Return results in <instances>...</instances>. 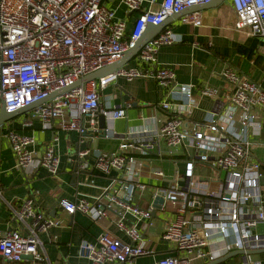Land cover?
<instances>
[{
	"label": "built area",
	"instance_id": "built-area-1",
	"mask_svg": "<svg viewBox=\"0 0 264 264\" xmlns=\"http://www.w3.org/2000/svg\"><path fill=\"white\" fill-rule=\"evenodd\" d=\"M211 1L121 0L126 14L138 13L129 30L127 19L118 17L111 7L115 0H0V111L5 106L13 114L39 103L31 122L39 120L47 130L59 120L61 131L79 133L84 143L99 136L100 115L108 123L126 118L124 107L103 108L101 104L102 92L120 78L157 79L167 89L160 108L165 112L179 108L167 119L144 118L143 126L123 136L116 152L95 151L94 170L105 176L115 171L118 176L94 203L87 198L59 201L62 213H80L93 221L114 212L115 227L130 240L126 243L104 233L96 244L83 242L80 254L86 255L90 264H131L151 255L143 243L141 227L152 226L157 212H167L168 205L173 207L172 218L161 237L174 246L175 254L157 264H211L232 252H240L238 264H264V260L254 259L264 254V173L250 151V135L260 136L263 127L255 112L264 114L260 84L227 68L222 73L229 84L224 97L220 88L210 85L197 94L194 85H178L173 69L160 67L158 60L163 47L177 42L167 30L143 46L137 67L121 68L71 88L84 77L121 61L149 24L160 26L174 15ZM230 1L236 14L235 29L264 38V0ZM181 22L201 27L202 17L192 12L183 15ZM67 88L71 89L43 102ZM204 98L214 101V109L203 121H194L190 109ZM184 108L189 110L183 115ZM90 132L93 138H85ZM7 138L17 169L26 178L40 169L59 175L58 134L39 158L31 150L36 144L33 136L10 132ZM89 153L84 150L77 155L83 159ZM167 159L174 166L172 177L162 168H154L155 162ZM198 168L215 171L218 178L199 177ZM81 169L88 170V164L82 163ZM146 173L166 183L155 188L150 204L142 201L149 190L143 182ZM157 198L164 199L161 209L154 207ZM11 210L25 233L0 231V258L19 263L31 257L33 264H45L40 235L49 234L62 222L47 216L32 198L19 201Z\"/></svg>",
	"mask_w": 264,
	"mask_h": 264
},
{
	"label": "crops",
	"instance_id": "crops-1",
	"mask_svg": "<svg viewBox=\"0 0 264 264\" xmlns=\"http://www.w3.org/2000/svg\"><path fill=\"white\" fill-rule=\"evenodd\" d=\"M111 7L117 10L118 15L119 6L111 4ZM190 12L200 13L202 26L183 24L182 16L170 17L171 22L162 32L171 30L177 42L160 50L158 54L160 67L173 69L176 83L194 85L196 94L204 85H210L220 88L221 97H224L228 92L229 84L222 73L227 68L235 69L264 89V38L252 37L245 31L235 29L236 14L231 1H219L209 7ZM137 16L138 13L126 14L124 8L122 15H118L127 19L129 30ZM137 58L138 54L122 68L137 67ZM122 89L129 93V100H124ZM166 95L167 89L151 76L132 81L120 78L102 92L101 104L103 108L124 107L126 118L109 121L110 129L106 138L98 136L94 140L85 139L84 143L79 133L61 131L59 120L54 121L53 127L47 130L39 120L31 122L33 110L20 112L9 118L0 128V231L6 233L18 230L25 233L24 227L13 219L11 207H17L21 200L32 198L47 216L59 218L62 222L61 226L51 228L49 234L40 235L46 256L45 264H90L86 255L80 254L81 245L83 242L96 244L104 233H110L130 243V240L115 227L114 212L110 213L108 218L93 221L80 213L73 216L62 213L59 201L63 198L71 201L87 198L90 203H94L109 186L111 179L118 176L115 171L105 176L94 170L95 151L116 152L123 142V136L143 126L144 118L154 115L160 119H167L174 115L179 108L173 107L172 112H165L160 108ZM213 109L214 101L204 98L190 109L191 118L194 121H203ZM188 110V108L182 109V114L184 115ZM255 112L260 115L263 127L260 136L250 135V142L261 159L252 154L251 148L250 151L252 157L262 164L264 173V114L258 110ZM25 122L31 123L26 125ZM10 132L33 136L36 144L31 150L35 152L36 158L42 155L45 147L58 134L60 139L58 154L61 160L59 175L54 177L47 170L40 169L32 178H26L17 169L15 155L7 138ZM84 150H90V153L85 158L79 159L78 152ZM82 163H87L89 169L83 171ZM155 164L160 165L158 168H162L167 177H172L174 166L170 159ZM154 180L157 181L155 184H153ZM91 181H94L92 186ZM158 181V178L150 177L148 173L144 174L143 182L149 186L142 200L144 204L152 202V194ZM159 182V185L166 186L161 180ZM261 186L264 194V178ZM172 210L173 207L168 205L167 212H157L152 226L145 229L141 227L143 243L153 253L136 258L131 264H157L161 259L175 254L174 246L161 237L166 223L172 218L169 214ZM0 264H33V261L26 259L19 263H9L0 258Z\"/></svg>",
	"mask_w": 264,
	"mask_h": 264
},
{
	"label": "water",
	"instance_id": "water-1",
	"mask_svg": "<svg viewBox=\"0 0 264 264\" xmlns=\"http://www.w3.org/2000/svg\"><path fill=\"white\" fill-rule=\"evenodd\" d=\"M219 1H224V0H212L209 4L207 5H204V6H198V7H192L188 10H185L184 12L180 13V14H177V15H174V16H183L185 14H188V13H191L190 11H198V10H201V8H205V7H209L210 5L214 4V3H217ZM171 22V18H168L163 24H161L160 26H154L152 24H149L147 26V29L146 31L144 32V34L142 35V37L140 38V40L125 54L124 58L117 62V63H114L112 65H109L93 74H90L86 77H84L83 79H81L76 85H74L73 87L71 88H74V87H77V86H81V85H84V84H87L88 82L90 81H93V80H97L99 78H103V77H106L108 75H111V74H114L116 73L119 69H121L123 66H125L126 64H128V62L133 59L139 52L140 50L143 48V46L145 44H147L151 39H153L155 36H157L159 33L162 32V30L168 26V24ZM71 88H67V89H63L62 91L60 92H57L55 93L54 95H52L49 99L43 101V102H46L50 99H52L53 97L63 93V92H67L69 91ZM123 90V95H124V100H129L130 99V96H129V93L122 89ZM39 105V103L37 104H33L23 110H19L13 114H9L6 109H5V106L2 107L1 111H0V128L3 127L4 123L9 119L11 118L12 116L20 113V112H25V111H31L33 110L35 107H37ZM99 128H100V131H99V137L101 138H106L108 136V131L110 129V124L108 123V120L105 116L103 115H100L99 117ZM85 138H93V134L90 132V133H86L84 135ZM86 146H84L85 148ZM164 203V199L163 198H157L154 202V207L156 209H161V206L162 204ZM258 253V252H256ZM240 255V252H232L230 253L229 255L223 257V258H220L218 259L217 261H214L213 263L211 264H221V263H224L226 261H228L229 259H232L236 256ZM25 259H32L31 257H25Z\"/></svg>",
	"mask_w": 264,
	"mask_h": 264
},
{
	"label": "rangeland",
	"instance_id": "rangeland-1",
	"mask_svg": "<svg viewBox=\"0 0 264 264\" xmlns=\"http://www.w3.org/2000/svg\"><path fill=\"white\" fill-rule=\"evenodd\" d=\"M120 1L121 0H115V3L113 4H116V7L119 6L118 8V15L121 16L122 13H123V8L120 7ZM112 4V3H111ZM251 151H252V154H254L256 157L260 158L256 152V149L255 147H251ZM261 159V158H260ZM160 167L159 164H155L154 165V168H158ZM168 174V173H167ZM196 175L199 176V177H206V178H213V179H217L218 178V174L215 172V171H212V170H205L204 168H198V170L196 171ZM155 181V180H154ZM160 181V180H159ZM158 181V184H156L155 186L156 187H161L160 182ZM263 181V180H262ZM157 181L153 182V184H155ZM264 191V189H263ZM254 259H259V260H264V254H260V255H255L254 256ZM241 261V258L240 257H236V258H232V259H229L228 261H226V264H238V262Z\"/></svg>",
	"mask_w": 264,
	"mask_h": 264
},
{
	"label": "trees",
	"instance_id": "trees-1",
	"mask_svg": "<svg viewBox=\"0 0 264 264\" xmlns=\"http://www.w3.org/2000/svg\"><path fill=\"white\" fill-rule=\"evenodd\" d=\"M222 264H226V262L222 263Z\"/></svg>",
	"mask_w": 264,
	"mask_h": 264
}]
</instances>
